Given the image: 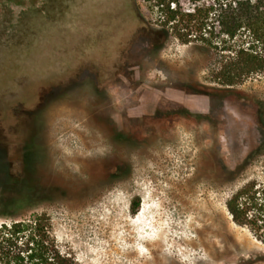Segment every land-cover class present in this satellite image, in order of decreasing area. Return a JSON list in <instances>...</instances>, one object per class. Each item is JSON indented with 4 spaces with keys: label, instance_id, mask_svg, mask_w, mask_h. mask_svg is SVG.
Segmentation results:
<instances>
[{
    "label": "rangeland",
    "instance_id": "obj_1",
    "mask_svg": "<svg viewBox=\"0 0 264 264\" xmlns=\"http://www.w3.org/2000/svg\"><path fill=\"white\" fill-rule=\"evenodd\" d=\"M46 1L0 0V205L34 202L81 264H264L226 207L261 171L239 166L264 75L220 78L239 39L148 36L152 0Z\"/></svg>",
    "mask_w": 264,
    "mask_h": 264
},
{
    "label": "trees",
    "instance_id": "obj_2",
    "mask_svg": "<svg viewBox=\"0 0 264 264\" xmlns=\"http://www.w3.org/2000/svg\"><path fill=\"white\" fill-rule=\"evenodd\" d=\"M59 0H47L52 8ZM161 11L162 31L151 30L166 37L171 30L183 43L197 41L212 48L215 38L239 39L236 48H223L230 56L220 72L225 86H234L254 75H264V0H213L208 7L186 11L180 0H152ZM46 15V3L42 10ZM55 12V11H53ZM223 44L226 40L221 41ZM256 124L261 140L242 160L239 169L246 170L252 161L260 164V175L233 192L226 202L233 222L248 228L264 243V99H253ZM247 102V101H246ZM139 203L133 204L137 211ZM36 204L18 200L0 205V264H81L74 255L64 252L45 214H23L34 211Z\"/></svg>",
    "mask_w": 264,
    "mask_h": 264
}]
</instances>
